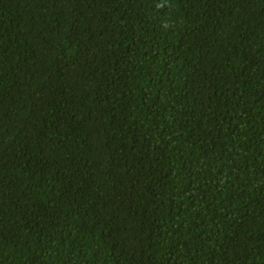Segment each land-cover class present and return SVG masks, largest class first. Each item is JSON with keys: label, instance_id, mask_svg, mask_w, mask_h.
I'll use <instances>...</instances> for the list:
<instances>
[{"label": "trees", "instance_id": "obj_1", "mask_svg": "<svg viewBox=\"0 0 264 264\" xmlns=\"http://www.w3.org/2000/svg\"><path fill=\"white\" fill-rule=\"evenodd\" d=\"M0 264H264V0H0Z\"/></svg>", "mask_w": 264, "mask_h": 264}]
</instances>
